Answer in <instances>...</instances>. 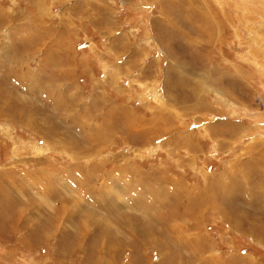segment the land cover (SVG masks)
<instances>
[{"label": "rangeland", "instance_id": "obj_1", "mask_svg": "<svg viewBox=\"0 0 264 264\" xmlns=\"http://www.w3.org/2000/svg\"><path fill=\"white\" fill-rule=\"evenodd\" d=\"M0 264H264V0H0Z\"/></svg>", "mask_w": 264, "mask_h": 264}]
</instances>
